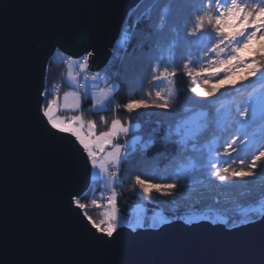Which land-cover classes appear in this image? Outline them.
I'll list each match as a JSON object with an SVG mask.
<instances>
[{"label":"water","instance_id":"1","mask_svg":"<svg viewBox=\"0 0 264 264\" xmlns=\"http://www.w3.org/2000/svg\"><path fill=\"white\" fill-rule=\"evenodd\" d=\"M140 0H0V261L3 264H243L250 250L223 242L259 240L264 223L227 227L207 220L138 228L143 244L102 254L74 204L90 183V162L72 133L49 134L42 103L46 67L55 49L72 57L91 53L100 70L128 12ZM47 126V128H46ZM71 194V195H70ZM127 234L129 227L121 225ZM92 231H95L92 228ZM98 234V233H97ZM157 239L171 241L157 247ZM181 241L197 243L184 244Z\"/></svg>","mask_w":264,"mask_h":264},{"label":"trees","instance_id":"2","mask_svg":"<svg viewBox=\"0 0 264 264\" xmlns=\"http://www.w3.org/2000/svg\"><path fill=\"white\" fill-rule=\"evenodd\" d=\"M199 5L200 0H140L124 19L109 60L102 69L117 82L109 107L93 110L91 97L82 98L80 102V113L84 119H92L98 131L106 129L114 119L136 124L132 131L119 138L121 141H128L136 136L138 139L133 147L129 146L126 150L115 175L111 193L115 194L119 215L138 212L145 214V218L151 223L155 212L170 218L197 213V201H200L204 202L202 206H210L206 208L222 211L228 217L226 221H229L225 224L234 226L243 224L240 223L244 218L241 205L247 209L258 203V191L244 197L238 195L249 187L248 184H238L232 189L217 188L209 199L203 201L197 195L207 192V178L199 171V157L201 153L206 154L210 147L221 153L212 160L220 169L225 166L239 169L241 159L247 164L248 158L243 154L233 152L231 158L223 155L220 145L228 138L223 128L225 125L231 126L236 106L245 102L251 90L261 85L260 81L250 78L244 82L243 87L237 85L235 89H221L215 96L207 98L186 91L197 84L204 87L202 79L193 81L183 75L185 59L190 52L195 51L189 44L187 32L194 26L195 16L199 14L196 8ZM197 43L192 41V45ZM256 46L254 41L253 47ZM243 54L247 55V52ZM199 66L198 63L189 64L193 70ZM153 67H158L160 72L165 68L168 72L173 68L177 70L176 86L180 89V95L173 98L177 108L166 111L155 107H141L129 113L125 107L129 102H152L156 100V91H161L164 96L174 91L170 79L153 80L154 75H159L152 71ZM64 68L65 62L56 57L54 52L48 59L46 80L47 84L57 83L59 93L65 87L62 82ZM239 75L238 71L234 78L239 79ZM46 87L45 97L48 98V85ZM201 113L207 115L212 123L199 135L192 136L185 121L191 117L192 122L196 123ZM251 131L258 133L259 125ZM212 155L215 156V153ZM177 172H181L183 194L178 195L174 202L149 198L135 185L136 176L150 183H172ZM216 183L221 184L218 180ZM255 183L259 189V176ZM107 188H103L101 181L94 178L90 180L88 188L76 198L84 206L82 210L91 218V222L104 225L105 209L110 207L106 196ZM193 189L196 191L189 197ZM215 196L218 197L217 203H206Z\"/></svg>","mask_w":264,"mask_h":264},{"label":"snow or ice","instance_id":"3","mask_svg":"<svg viewBox=\"0 0 264 264\" xmlns=\"http://www.w3.org/2000/svg\"><path fill=\"white\" fill-rule=\"evenodd\" d=\"M199 13L195 16V23L188 30L187 36L190 38L189 44L195 48L194 52H190L184 62L185 72L193 81L197 78L203 80L204 87L197 84L195 87L186 89L195 93L199 97H213L221 89H235L237 85L243 87L245 81L255 78L261 82L262 88L259 95L250 94L245 102L236 106L232 114L231 126L225 125L223 131L227 133V139L220 145L223 149V155L231 158L233 152L243 154L248 158L247 164L241 159V167L239 169L229 166L220 169L212 160L219 157L221 153L215 148H209L208 152L201 153L199 157L200 169L202 175L207 178V192L197 193L201 201L207 200L215 193L217 188L232 189L238 184H248L249 187L245 191L238 193L240 197L248 196L258 191V208H247L241 205L243 211V219L241 223L253 226L258 223H264V0H200L199 7L196 8ZM198 43L192 45V41ZM255 41L256 47H253ZM247 52V55L243 53ZM89 53L83 59L87 61ZM203 57V62L201 58ZM200 64L199 68L193 70L189 64ZM86 67V65H82ZM153 80L170 79L173 83L174 91L168 96L162 95L161 91H156V100L152 102L134 101L125 105L129 113L136 109L144 107L161 108L166 111L175 110L177 104L173 103V98H178L180 89L176 86L177 70L173 68L171 72L165 68L160 72L158 67H153ZM239 71V79H235ZM223 75H220V74ZM182 78V77H181ZM214 81V82H213ZM209 85H211L209 87ZM46 98V97H45ZM43 117H47L49 134L73 133L87 151L88 156L92 158L93 165L95 157L89 142L81 136L79 130L70 125H66L62 121L52 118L51 107L42 109ZM212 120L204 113L200 114V118L196 123L192 122V118L188 117L185 126L190 128L192 136L199 135L207 129ZM259 125V132L251 131ZM47 128V126H46ZM129 127H125L121 121L113 120L111 130L103 134L104 141H108L110 137H114L120 133L127 134ZM121 147L116 146L114 152L111 153L113 163L119 165L124 158L121 156ZM215 153V156L212 154ZM260 177V187H256V179ZM245 178H248L247 180ZM221 184L217 185L216 181ZM135 185H138L149 198L160 200L161 202L175 201L178 195L183 194V182L181 180V172L176 173L175 181L168 184L150 183L142 179L140 176L135 177ZM195 189L189 193V197L195 193ZM71 195V194H70ZM75 199V197H73ZM77 207L83 208L79 204V200L75 199ZM218 202V200L216 201ZM111 210L105 213V220L102 222L106 226L97 224L92 221V228L85 225L90 234L91 242L97 246V250L102 254H110L118 250L122 245L127 244L130 248L135 249L143 244L141 240L142 233L137 229L148 228L159 230L154 235L159 236L163 229L161 225L167 223L171 225L173 220H165L162 215L154 216L151 223L146 218H137L134 224H129L130 232L125 234L121 230V217L116 208L115 194L110 201ZM208 219V217H203ZM89 220L91 218H88ZM173 219H183V223L192 225L195 217ZM218 220H212L211 223H217ZM229 223V221H222ZM98 233V234H97ZM157 247H165L170 245L171 241L165 239H157L151 242ZM178 243L192 244L194 241H181ZM216 244H226L233 248L250 250L253 253V259L246 260L243 264H264V233H261L259 240H252L242 236L223 242H207ZM0 264H3L0 261ZM94 264H135L131 261H115V260H98Z\"/></svg>","mask_w":264,"mask_h":264},{"label":"rangeland","instance_id":"4","mask_svg":"<svg viewBox=\"0 0 264 264\" xmlns=\"http://www.w3.org/2000/svg\"><path fill=\"white\" fill-rule=\"evenodd\" d=\"M55 55L61 61L65 62V68L62 75V82L64 83L65 87L62 91H60V93L58 89L56 92H54L51 87L54 85L55 82L47 84L48 80H46V75H45L42 109L46 107H51L52 118L54 120L62 121L66 125H70L73 128L79 130L81 136H83L85 140L89 142V145L95 157V164L93 165L92 158L89 157L87 151L84 150L90 162V167H91L90 180L94 178L99 179L101 181V185L103 188L108 187L106 190L107 191L106 196H108V201L110 203L111 197L113 196L112 195L113 192L111 193V191L115 183L116 174L114 176L109 175L107 173V169L111 165L117 166L113 163L111 153L114 152L116 146H120L122 149L121 156L124 157L126 154V150L129 148V146L133 147V145H135L138 139H136L135 136L131 140L121 141L119 140V138L124 136L125 134L120 133L114 137H110L108 141H104L103 134L111 130L112 122H110L109 126L106 129H102L98 131L96 123L90 118L84 119V116L80 113L79 108L82 98L91 97L92 99L91 108L93 110L107 109V107H109V101L112 97V94L117 87V82L106 71H103L102 69L85 72L84 67H82L83 64L80 61V57L69 56L66 53L60 51L59 49H55ZM82 55L84 56L87 54L83 53ZM78 83H81L82 86H79ZM47 85H48V98L44 100L45 93L47 92V90L45 91ZM167 88L171 89L170 86H167ZM261 88L262 85H258L257 87L251 90L250 94H253V91L255 90V95L258 96ZM114 120L121 121L120 119H114ZM121 123L125 127H129L130 131H132L136 127L135 126L136 124L133 122L124 123L121 121ZM73 135L75 136V134ZM75 138L77 139L76 136ZM77 141L79 142L78 139ZM216 200H218V197L215 196L213 200H209V202L206 203L212 204L215 203ZM74 204H77L75 200H74ZM203 204L204 202L201 203L200 201H197V205L199 206V208H197V213H189L187 215L185 214L179 217L197 218L194 219L193 222H198L199 220H207L209 222H211L212 220H218V222L223 223L222 221L227 220L228 218L227 215L222 213V211L215 208L212 209L206 208L210 206L205 207L202 206ZM259 206L260 205L258 202L252 208H258ZM110 210L111 207H107L105 209V213L109 212ZM245 210L247 209H244L243 211ZM158 215L161 214L159 212L154 213V216H158ZM162 216L165 218V220H170V219L175 220L172 217L170 218L166 215H162ZM120 217L122 220L121 225L128 227L129 224H134L137 218L140 217L145 218V214H141L137 212L129 215H120ZM203 217H208V219H204ZM180 220L183 221V219ZM223 224L225 226H228L225 223ZM102 226H106V225H102ZM228 227H233V226H228Z\"/></svg>","mask_w":264,"mask_h":264},{"label":"built area","instance_id":"5","mask_svg":"<svg viewBox=\"0 0 264 264\" xmlns=\"http://www.w3.org/2000/svg\"><path fill=\"white\" fill-rule=\"evenodd\" d=\"M86 54H87V53H86ZM87 55H88V54H87ZM87 55H84V56L81 55V62H82L83 65H86V64H87V62L83 59V58H84L85 56H87ZM84 71H85V72H88L87 65H86V67H84ZM78 85L81 86V83H78ZM51 88L53 89L54 92H56V91H57V84L54 83V85H53ZM118 169H119V166L111 165L110 167H108V169H107V173H108L109 175L114 176L115 174H117Z\"/></svg>","mask_w":264,"mask_h":264},{"label":"bare ground","instance_id":"6","mask_svg":"<svg viewBox=\"0 0 264 264\" xmlns=\"http://www.w3.org/2000/svg\"><path fill=\"white\" fill-rule=\"evenodd\" d=\"M88 188V187H87ZM77 198V197H76ZM77 205V204H76ZM89 218V217H88ZM91 221V220H90Z\"/></svg>","mask_w":264,"mask_h":264}]
</instances>
